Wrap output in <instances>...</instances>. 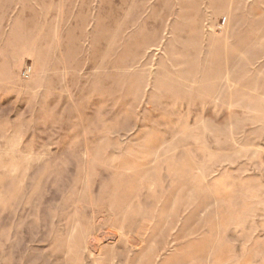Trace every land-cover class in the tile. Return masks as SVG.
<instances>
[{"label": "rangeland", "instance_id": "1", "mask_svg": "<svg viewBox=\"0 0 264 264\" xmlns=\"http://www.w3.org/2000/svg\"><path fill=\"white\" fill-rule=\"evenodd\" d=\"M0 264H264V0H0Z\"/></svg>", "mask_w": 264, "mask_h": 264}]
</instances>
